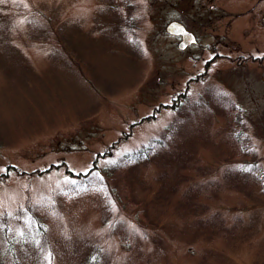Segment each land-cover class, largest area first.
Here are the masks:
<instances>
[{
    "label": "rangeland",
    "instance_id": "374dc122",
    "mask_svg": "<svg viewBox=\"0 0 264 264\" xmlns=\"http://www.w3.org/2000/svg\"><path fill=\"white\" fill-rule=\"evenodd\" d=\"M113 2L0 0V264H264V195L226 154L240 132L264 175V0ZM185 89L171 147L117 170Z\"/></svg>",
    "mask_w": 264,
    "mask_h": 264
},
{
    "label": "trees",
    "instance_id": "16d2710c",
    "mask_svg": "<svg viewBox=\"0 0 264 264\" xmlns=\"http://www.w3.org/2000/svg\"><path fill=\"white\" fill-rule=\"evenodd\" d=\"M110 1H111V4H109V7H111L112 9H116L117 5L114 4L113 0H110ZM127 7H128V5L126 4L125 8L127 9ZM177 7H179V6H177ZM193 10H195V7H193ZM107 14H109V12ZM108 25L109 24H107V25L101 24L104 33H106ZM128 26L131 27L130 23H126L124 27H128ZM251 58L252 57H245L243 60H250ZM207 63H209V62H207ZM204 80H206V74L201 73V74H197L195 77H193L188 83H190L191 81H193V82L197 81V82L203 83L202 81H204ZM186 89L184 91H182V93L176 94L174 97V100L177 99V101H181V103H179V105L177 106L176 110H178V111L177 112L175 111L177 113V116L174 120L175 126L173 127V129H171L169 131L166 138L162 137V138L152 139L148 142L147 146L140 147L139 149H135V150H132L130 152H127L125 155H123L115 163L117 170L119 168H120L119 170H121V167H124V166H127V171L130 169H133L136 165L143 164V163L150 161L151 159H154L157 154H159L162 151H166L167 149H169L171 147L173 140L175 139V137H177L178 130L181 128L182 125L185 124V120L187 118V115L189 114V110L191 113V111H192L191 109L195 108V105H194L195 102L192 101V102H190V104H187V102H188V91H186ZM182 100H183V102H182ZM203 103H205L204 106H206V110L208 112L215 105L216 110L220 114H222L224 117H226L228 120L229 119H235V120H239L238 121L239 124L242 123L241 119L239 117V111L240 110H239L237 105L233 104L234 101L232 99H228L227 97L222 96V99H220L219 101L213 102L211 100H207V102L204 101ZM213 103H216V104L213 105ZM158 108H159V106L155 107L153 109V112L151 113V115H148V116L142 118L139 122L154 120L156 117V114L158 113ZM187 130H189V129H187ZM128 135H130V134H128ZM126 137H129V136H126ZM231 138L232 139L230 140V142L232 143V145L231 146H230V144L228 145L229 150H227V152H226V154L230 158V161H233L232 158H234V160H235L236 158L242 157V156H246L247 158H249L248 162L244 163L242 161V162L237 164L239 166H237V167L235 166L232 170L236 173L237 177L242 179L250 188H252L254 190H258L262 195H264V175H263V171L260 169V165H259L258 160H256V154L254 153V148L251 145H249L246 137H242V138L240 137V132H238V134H234V135L232 133ZM180 141H181V143H187V144L190 143L189 146L186 147L188 149L184 150V146H182L181 144H180V146H175L177 148L179 147L178 152L177 153H170L173 155L171 157H169V155H166L164 157L163 163L170 165L171 164L170 160L173 159L175 156H178L181 158H187L188 157L189 159L193 158L194 151H195L194 149L196 146V142H194L193 137L190 139L182 138ZM104 154H105V152H103V154L101 156H99L98 158H105ZM178 157H177V160H179ZM94 159H97L96 156ZM186 161H187L186 159L183 160L184 163ZM182 165L183 164L176 163V166H182ZM104 170H105V167H104ZM105 171H107V170H105ZM108 173L110 174V171ZM177 173H178V171H175V175ZM99 177H100V175H99ZM173 183L176 184L175 182H173ZM248 186H244V187L247 188ZM76 187H79V184H77ZM87 192H88V190H87ZM88 193H90V192H88ZM69 195L70 194L65 193L64 196L66 197V199H68ZM70 198L71 199H68V200L72 201L75 198V195L72 194V196ZM73 201H77V200H73ZM99 201L102 205H104L103 198H99ZM136 203H139V201ZM4 219H6V216L4 217ZM6 253H7V251H6ZM7 257H9L8 253H7ZM51 258L53 259V260L51 259V264H55L54 257L51 256ZM53 261H54V263H53Z\"/></svg>",
    "mask_w": 264,
    "mask_h": 264
},
{
    "label": "flooded vegetation",
    "instance_id": "af4514ba",
    "mask_svg": "<svg viewBox=\"0 0 264 264\" xmlns=\"http://www.w3.org/2000/svg\"><path fill=\"white\" fill-rule=\"evenodd\" d=\"M197 7H199V6H197ZM195 9H196V6H195Z\"/></svg>",
    "mask_w": 264,
    "mask_h": 264
}]
</instances>
